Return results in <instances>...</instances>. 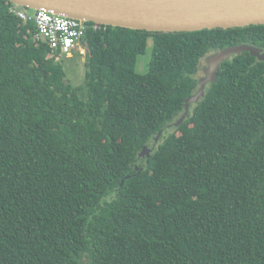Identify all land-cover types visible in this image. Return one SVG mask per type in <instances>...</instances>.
<instances>
[{
    "label": "trees",
    "instance_id": "1",
    "mask_svg": "<svg viewBox=\"0 0 264 264\" xmlns=\"http://www.w3.org/2000/svg\"><path fill=\"white\" fill-rule=\"evenodd\" d=\"M12 6L0 0V264H264V61H224L138 165L183 112L200 61L264 49V25L89 30L81 99L65 57Z\"/></svg>",
    "mask_w": 264,
    "mask_h": 264
},
{
    "label": "water",
    "instance_id": "2",
    "mask_svg": "<svg viewBox=\"0 0 264 264\" xmlns=\"http://www.w3.org/2000/svg\"><path fill=\"white\" fill-rule=\"evenodd\" d=\"M3 1L18 8L50 11L87 23L146 32H196L264 25V0ZM232 50L239 53L237 56L248 52L258 61H264V49L247 44L217 50L210 57L211 83L215 80L216 71L225 61L223 60L224 55ZM190 100L191 96L185 101V112ZM162 131L163 129L157 135Z\"/></svg>",
    "mask_w": 264,
    "mask_h": 264
},
{
    "label": "built area",
    "instance_id": "3",
    "mask_svg": "<svg viewBox=\"0 0 264 264\" xmlns=\"http://www.w3.org/2000/svg\"><path fill=\"white\" fill-rule=\"evenodd\" d=\"M9 13L16 16L23 24L32 23L36 29L34 40L49 46L51 54L58 52L60 56L72 58L75 53L85 56V36L89 30L100 29L101 26L58 15L45 10H29L12 6Z\"/></svg>",
    "mask_w": 264,
    "mask_h": 264
},
{
    "label": "rangeland",
    "instance_id": "4",
    "mask_svg": "<svg viewBox=\"0 0 264 264\" xmlns=\"http://www.w3.org/2000/svg\"><path fill=\"white\" fill-rule=\"evenodd\" d=\"M152 50V40L150 38L147 39L146 49L144 54L137 56L136 65H135V73L137 75H145L148 71V65L151 57ZM238 52H234V50L226 53L224 55L223 60L229 61L232 57L237 56ZM214 55V52L208 54L204 59H202L199 63V67L196 73V83L197 87L194 93L191 95L190 103L187 104V111L183 110V112L178 116V118L169 124L166 128L163 129L159 135H156L152 138L149 145L144 148L142 153L138 158V165H143V160L151 155L158 144L162 141L163 138L167 137L170 133L174 132L176 126L179 122L184 121L189 114L191 113L193 107L204 97V94L208 87L211 85V75L212 69L210 65V57ZM87 59V52L85 56H80L77 53L72 56V58H65L62 60V66L65 71L66 82H70L73 87H81L78 91V94L81 99L85 98V88L82 85L83 83V74L85 71L84 62ZM213 61V60H212ZM215 70V68H214ZM189 102V101H188Z\"/></svg>",
    "mask_w": 264,
    "mask_h": 264
}]
</instances>
